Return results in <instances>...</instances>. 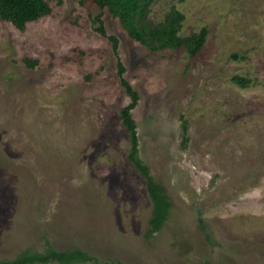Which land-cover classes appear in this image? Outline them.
<instances>
[{
    "label": "rangeland",
    "instance_id": "374dc122",
    "mask_svg": "<svg viewBox=\"0 0 264 264\" xmlns=\"http://www.w3.org/2000/svg\"><path fill=\"white\" fill-rule=\"evenodd\" d=\"M47 1L24 30L0 19V259L48 240L96 259L73 264H264V0H154L153 24L175 8L180 34L206 27L193 57L147 48L91 0ZM98 15L139 95L138 156L171 201L151 234Z\"/></svg>",
    "mask_w": 264,
    "mask_h": 264
},
{
    "label": "trees",
    "instance_id": "16d2710c",
    "mask_svg": "<svg viewBox=\"0 0 264 264\" xmlns=\"http://www.w3.org/2000/svg\"><path fill=\"white\" fill-rule=\"evenodd\" d=\"M91 1L116 18L131 39L140 42L151 50L183 48L189 56L193 57L205 43L207 35L205 26L190 35L179 33L183 14L175 8L169 11L167 16L156 24L145 19L149 5L154 0ZM51 11V5L47 0H0V19L10 22L19 30H24L28 22L49 15ZM96 20L99 23L97 31L110 39L113 51L117 55L118 39L114 35H107L99 15L96 16ZM28 65L32 66L33 62H28ZM117 66L120 82L130 96L129 102L120 110L122 123L129 133L130 147L127 158L145 178L146 189L152 201V212L147 230L151 234L162 227L169 213L171 201L165 187L150 174L148 166L138 156L136 124L131 112L138 103L139 95L124 78L125 69L118 55ZM233 80L242 86L247 83L246 79L240 76H234ZM46 241L47 246L43 250L26 249L12 259H0V264H46L50 262L73 264L76 262L96 261L94 257L81 249L59 250L54 248L48 240Z\"/></svg>",
    "mask_w": 264,
    "mask_h": 264
}]
</instances>
